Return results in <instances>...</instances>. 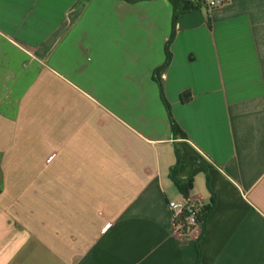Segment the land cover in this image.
Instances as JSON below:
<instances>
[{
	"label": "crops",
	"instance_id": "obj_1",
	"mask_svg": "<svg viewBox=\"0 0 264 264\" xmlns=\"http://www.w3.org/2000/svg\"><path fill=\"white\" fill-rule=\"evenodd\" d=\"M173 17L0 0V264H196L168 203L213 198L199 264H264V0Z\"/></svg>",
	"mask_w": 264,
	"mask_h": 264
},
{
	"label": "trees",
	"instance_id": "obj_2",
	"mask_svg": "<svg viewBox=\"0 0 264 264\" xmlns=\"http://www.w3.org/2000/svg\"><path fill=\"white\" fill-rule=\"evenodd\" d=\"M129 1H136V0H129ZM169 1L171 2V4L173 5V8H174V17H173V32H172V35L169 39L168 44H170V42L172 41V39L175 35V26H176L175 24L181 16L185 15L186 13H188L194 9L201 8L203 6H207V2L205 0H169ZM166 55H167V57H166V61L163 65V67L168 65L170 58H171L168 46H167ZM163 67L159 68L155 74V77H156L157 81L160 83V85H161V80H160L159 74H160V71ZM161 87H162V85H161ZM181 98H182L183 102H188L190 100L191 96L188 92H184L181 94ZM163 101H164V103H165V105L169 111V117L171 119L172 129H173L174 133H176L179 130V128H178V125L176 124V122L172 116L169 104L167 103L164 96H163ZM181 163H182V159H181L179 151L177 150V161L171 168V173H170L171 178L173 179L175 184L177 186H179L180 188L191 187L193 176L196 175L197 173L201 172V171L205 172V169L204 168H197V169H195V171L192 173V175L188 179L183 180V179H179L177 176V171H178V168L181 165ZM205 175H206V180H207V186H208L209 190H211L210 185H209V175L206 172H205ZM195 204H196V210H197L196 211V217H197L198 222L202 225L200 235L196 239V248H197V253H198V258H197L196 264H199L201 261V256H202L201 239L203 238L205 231H206L207 219L214 209L215 199L213 198L209 204H205V205H199L198 203H195ZM181 218L182 219L184 218V214L181 215Z\"/></svg>",
	"mask_w": 264,
	"mask_h": 264
},
{
	"label": "built area",
	"instance_id": "obj_3",
	"mask_svg": "<svg viewBox=\"0 0 264 264\" xmlns=\"http://www.w3.org/2000/svg\"><path fill=\"white\" fill-rule=\"evenodd\" d=\"M209 7H220L224 5L227 0H205ZM169 208L172 212L174 224L177 232L181 234H189L194 229H201L202 225L198 222L196 217V204L193 200L188 199H174L169 201ZM184 214V218L181 215Z\"/></svg>",
	"mask_w": 264,
	"mask_h": 264
}]
</instances>
